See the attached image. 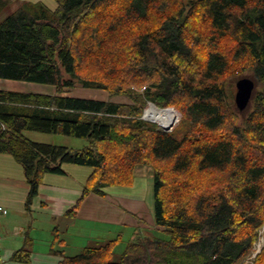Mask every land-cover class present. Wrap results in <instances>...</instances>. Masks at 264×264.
I'll return each instance as SVG.
<instances>
[{
    "label": "trees",
    "instance_id": "obj_1",
    "mask_svg": "<svg viewBox=\"0 0 264 264\" xmlns=\"http://www.w3.org/2000/svg\"><path fill=\"white\" fill-rule=\"evenodd\" d=\"M53 1L24 2L0 24V80L54 88L0 90V155L22 166L28 208L66 164L92 169L84 197L131 188L150 167L155 226L168 236L139 235L119 261L111 241L60 264H240L264 227V0ZM16 2L0 0V15ZM242 78L255 82L244 111ZM78 88L108 100L66 95ZM149 102L177 111L173 131L141 119ZM26 131L89 144L37 143Z\"/></svg>",
    "mask_w": 264,
    "mask_h": 264
},
{
    "label": "crops",
    "instance_id": "obj_2",
    "mask_svg": "<svg viewBox=\"0 0 264 264\" xmlns=\"http://www.w3.org/2000/svg\"><path fill=\"white\" fill-rule=\"evenodd\" d=\"M7 91L22 90L14 88ZM101 100H108V97ZM6 156L0 155V205L7 208L9 214L0 216V234L3 237L0 264H60L64 257L77 256L94 243L101 245L117 241L118 244L128 233L129 244L136 241L139 235H153L158 230L151 206L149 208L145 203L143 194L110 189L104 197L94 194L84 197V188L92 173L88 167L66 164L63 166L65 174L46 175L37 197L28 208L30 186L24 170L20 164L11 163L7 159L10 156ZM6 164L9 166L6 167ZM78 203L75 216H69L67 213ZM46 226L50 228L51 239L64 237L59 245L55 240L50 242L44 237ZM16 229H21V232L16 234ZM72 236L80 243L75 249L71 242H67ZM24 248L31 252L29 263L14 259V255Z\"/></svg>",
    "mask_w": 264,
    "mask_h": 264
},
{
    "label": "rangeland",
    "instance_id": "obj_3",
    "mask_svg": "<svg viewBox=\"0 0 264 264\" xmlns=\"http://www.w3.org/2000/svg\"><path fill=\"white\" fill-rule=\"evenodd\" d=\"M24 2H41L45 4L50 9H55L56 4L53 0H17V2L10 6L8 9H6L1 15H0V24L9 17L13 12H15ZM14 88L20 89L22 91L20 92H30V93H51L54 91V88L50 86L40 85V84H33V83H23V82H13L9 80H0V89L3 90H13ZM69 94H72L76 97H83V98H94V99H104L107 97V94L105 92L101 91H93V90H85V89H75ZM235 94H236V87H235ZM115 101L126 103L128 100L126 98H116ZM26 138L29 140H32L37 143H43V144H49V145H55V146H64L71 149H82L85 146L89 144V141L86 139H78L73 138L70 136L65 135H56V134H46L41 132H35V131H26L24 133ZM7 157V156H6ZM7 159H10L9 161H12L14 165H17L18 163L11 157H8ZM19 165V164H18ZM6 167L9 165L6 164ZM21 167V166H19ZM141 171H144L143 173L138 170L136 172V186L135 188H118L120 192H130L131 194H143L145 203L149 206H151L152 215H154V207H155V195H154V174L153 170L150 167H139ZM141 172V173H140ZM134 187V186H133ZM114 189V188H112ZM111 189V190H112ZM113 194V193H111ZM49 227H44V237H46L50 242H53V240L56 241V244L59 245L60 242L64 239L63 236L60 238H50L51 232L49 233ZM49 235V236H48ZM128 233L124 234L123 241L121 243L117 244V250L114 251V257L113 261H119L121 254L126 248V245L129 241H127ZM152 237H160L163 239H168L167 234L162 230H156L154 234L149 235ZM52 237V236H51ZM130 237V236H129ZM67 241V240H66ZM67 242H71L74 246V249L76 246L80 245L78 242V239L72 236V238H68ZM90 247H96L97 244L89 245Z\"/></svg>",
    "mask_w": 264,
    "mask_h": 264
},
{
    "label": "built area",
    "instance_id": "obj_4",
    "mask_svg": "<svg viewBox=\"0 0 264 264\" xmlns=\"http://www.w3.org/2000/svg\"><path fill=\"white\" fill-rule=\"evenodd\" d=\"M150 109H155L161 113H168L172 117L171 122L169 124H166V121L160 120V121H154L149 117L148 111ZM142 120L146 122L154 123L158 126V128L165 132H171L174 130V128L180 123V116L177 113V111L174 108H159L152 102L148 103L147 108L144 111V114L141 118ZM9 214V211L7 208L0 205V216H7ZM21 232V229H16L15 233L19 234ZM3 240L2 235L0 234V244ZM264 248V227L259 231L258 239L255 242L251 254L245 258L240 264H254V261L258 257V255L262 252Z\"/></svg>",
    "mask_w": 264,
    "mask_h": 264
},
{
    "label": "water",
    "instance_id": "obj_5",
    "mask_svg": "<svg viewBox=\"0 0 264 264\" xmlns=\"http://www.w3.org/2000/svg\"><path fill=\"white\" fill-rule=\"evenodd\" d=\"M255 82L250 78H242L236 83L235 103L240 111H244L250 104Z\"/></svg>",
    "mask_w": 264,
    "mask_h": 264
},
{
    "label": "bare ground",
    "instance_id": "obj_6",
    "mask_svg": "<svg viewBox=\"0 0 264 264\" xmlns=\"http://www.w3.org/2000/svg\"><path fill=\"white\" fill-rule=\"evenodd\" d=\"M149 117L154 121H160L164 120L166 121V124H169L171 122L172 117L168 113H161L155 109H150L148 111Z\"/></svg>",
    "mask_w": 264,
    "mask_h": 264
}]
</instances>
